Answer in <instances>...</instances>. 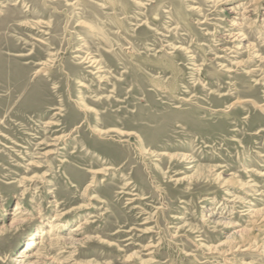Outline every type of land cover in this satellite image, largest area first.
Returning <instances> with one entry per match:
<instances>
[{"label":"rangeland","instance_id":"1","mask_svg":"<svg viewBox=\"0 0 264 264\" xmlns=\"http://www.w3.org/2000/svg\"><path fill=\"white\" fill-rule=\"evenodd\" d=\"M0 264H264V0H0Z\"/></svg>","mask_w":264,"mask_h":264},{"label":"bare ground","instance_id":"2","mask_svg":"<svg viewBox=\"0 0 264 264\" xmlns=\"http://www.w3.org/2000/svg\"><path fill=\"white\" fill-rule=\"evenodd\" d=\"M258 1V0H257ZM231 37V36H230ZM16 225V224H15ZM81 228V225L79 226V227H77L74 231H77V230H79ZM62 239H66V237H63ZM68 239V238H67ZM38 244H40L38 241H36V240H34V239H32V240H29L28 242H27V249L28 250H32V249H35V247L38 245ZM250 248V247H249ZM25 253V252H24ZM22 258L24 257V258H31V257H34V255H28V253L27 254H25V255H22L21 256ZM30 260V259H29ZM27 262V261H26Z\"/></svg>","mask_w":264,"mask_h":264}]
</instances>
